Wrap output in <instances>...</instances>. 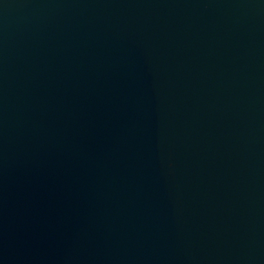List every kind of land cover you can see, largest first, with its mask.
Instances as JSON below:
<instances>
[{"label":"water","instance_id":"obj_1","mask_svg":"<svg viewBox=\"0 0 264 264\" xmlns=\"http://www.w3.org/2000/svg\"><path fill=\"white\" fill-rule=\"evenodd\" d=\"M0 264H264V0H0Z\"/></svg>","mask_w":264,"mask_h":264}]
</instances>
